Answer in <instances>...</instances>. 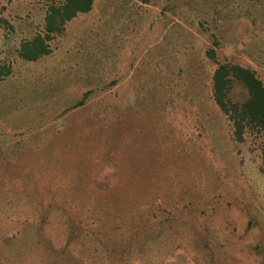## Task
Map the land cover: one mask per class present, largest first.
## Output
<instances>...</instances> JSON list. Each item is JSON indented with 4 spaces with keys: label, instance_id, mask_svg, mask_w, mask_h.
<instances>
[{
    "label": "rangeland",
    "instance_id": "374dc122",
    "mask_svg": "<svg viewBox=\"0 0 264 264\" xmlns=\"http://www.w3.org/2000/svg\"><path fill=\"white\" fill-rule=\"evenodd\" d=\"M153 1L94 0L89 12L71 19L51 41L49 55L28 62L15 49L21 39L42 27L45 0H0V62L12 69V75L0 81V145L21 135L22 127L15 125L24 111L13 106L6 110L8 100L2 95L20 83H28L26 98L36 109L30 115L34 117L29 123L32 128H56L71 112L57 114L80 100L89 88L94 93L87 103L139 102L135 112L157 118L155 123L163 119L164 126H155V130L166 138L172 154L181 153L175 171L170 169L168 174L184 172L178 174L183 180L181 189L191 190L193 182L198 184L204 199L197 201L191 192L186 198L196 212L206 211L200 220L215 240L209 260V254L187 236H169L162 242L164 254L149 264H196L193 258L200 264H264L261 249H257L264 238V135L234 139L230 121L211 99L210 75L215 63L205 55L208 48H214L218 61L247 66L264 84V0H230L228 13L217 23H206L205 16L196 15L191 17L193 25L169 13L162 15L163 0ZM212 34L218 39L216 45ZM112 81L115 85L105 88ZM234 90L240 96V88ZM144 137L158 142L152 130ZM141 145L146 149L147 143ZM161 154L166 151L162 149ZM113 170L104 164L97 178L105 179ZM13 190L0 192V264H47V258L37 251L26 258L16 256L3 238L18 237L41 225L52 245L60 247L65 239L62 218L52 215L39 224V216L28 210L31 204L19 203L24 193ZM186 212L182 220L191 219L190 210ZM72 256L74 264H119L105 253H87L81 245H76Z\"/></svg>",
    "mask_w": 264,
    "mask_h": 264
},
{
    "label": "trees",
    "instance_id": "16d2710c",
    "mask_svg": "<svg viewBox=\"0 0 264 264\" xmlns=\"http://www.w3.org/2000/svg\"><path fill=\"white\" fill-rule=\"evenodd\" d=\"M93 1L45 0L42 27L21 39L16 55L28 62L49 55L51 41L63 33L71 19L89 12ZM229 1L163 0L160 11L162 15L169 13L178 20L184 19L190 25H193L191 17L196 15L205 16L204 21L212 24L228 13ZM211 36L213 44H218L215 34ZM205 55L215 63L210 75L211 99L230 121L234 139L243 140L246 134L264 135L262 80L247 66L218 61L214 48H208ZM10 75L11 66L0 62V81ZM26 84L20 83L2 92L3 99L8 100L6 110L10 111L13 106L24 112L18 115L19 124L15 125L22 127L20 137L0 145V192L15 189L24 193L19 203L31 204L28 210L39 216V224L48 222L52 215L61 217L65 239L62 246H53L41 225L32 231L24 230L18 237H4L16 256L26 258L37 251L47 258V264H74L71 259L74 248L81 245L85 252L105 253L119 264L131 260L149 264L152 258L164 254L161 250L164 239L187 236L188 241L195 246L199 244L201 251L209 254V260L213 259V252L209 250L215 240L210 228L200 220L206 211L196 212L189 206L192 201L186 198V193L191 192L200 201L204 199L203 193L197 190L196 182L190 185L195 189L196 184L195 190L181 189L183 180L178 174L182 176L183 171L168 174L170 169L175 171L176 158L181 153L172 154L166 138L155 130V126L157 129L164 126L163 119L155 123L157 118L135 112L139 102L113 100L104 105L100 100H93L87 103L88 96L94 93L89 88L80 100L57 114L60 117L71 112L56 128H32L29 123L34 117L30 115L36 109L32 107L33 101L26 98L30 92ZM114 85L112 81L105 88ZM235 87L240 88V96L235 94ZM125 127H129L127 132ZM117 130L121 134H116ZM150 130L157 144L143 138ZM64 139L66 143L61 142ZM55 140H59L56 145ZM143 143H147L146 149L141 147ZM162 149L166 155L161 154ZM190 160L196 163L194 158ZM104 164L112 165L114 170L101 180L97 175ZM188 210L191 219L182 220ZM23 240L30 242L22 243ZM259 248L264 263V238L258 251ZM193 260L200 264L198 259Z\"/></svg>",
    "mask_w": 264,
    "mask_h": 264
}]
</instances>
